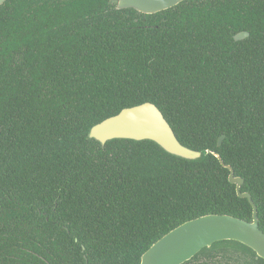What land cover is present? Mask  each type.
Segmentation results:
<instances>
[{
	"label": "trees",
	"instance_id": "obj_1",
	"mask_svg": "<svg viewBox=\"0 0 264 264\" xmlns=\"http://www.w3.org/2000/svg\"><path fill=\"white\" fill-rule=\"evenodd\" d=\"M240 31L249 36L235 41ZM145 101L207 153L88 136ZM213 152L243 178L264 232V0H183L154 14L115 0L0 6V264H139L187 220L251 221ZM217 244L231 247L183 264H264L239 242Z\"/></svg>",
	"mask_w": 264,
	"mask_h": 264
},
{
	"label": "water",
	"instance_id": "obj_2",
	"mask_svg": "<svg viewBox=\"0 0 264 264\" xmlns=\"http://www.w3.org/2000/svg\"><path fill=\"white\" fill-rule=\"evenodd\" d=\"M6 0H0V6ZM183 0H115L116 8H133L144 14H154L179 4ZM249 36L248 31H240L233 36L235 41ZM88 136L104 145L112 139L150 140L166 152L189 160L202 158L207 152L183 145L152 102L125 107L117 114L109 116L93 125ZM224 135L218 138L220 146ZM221 164L229 169L228 179L236 185L239 197L247 198L253 208L252 220L247 221L229 214H205L187 220L168 231L154 242L142 255L139 264H183L203 249H218L227 246L220 241H236L250 248L258 258L264 260V232L259 227L257 208L251 195L240 190L243 178L235 176L233 168L213 152ZM230 246V245H229Z\"/></svg>",
	"mask_w": 264,
	"mask_h": 264
},
{
	"label": "rangeland",
	"instance_id": "obj_3",
	"mask_svg": "<svg viewBox=\"0 0 264 264\" xmlns=\"http://www.w3.org/2000/svg\"><path fill=\"white\" fill-rule=\"evenodd\" d=\"M224 247H231V246L227 245V246H224ZM198 258H199V259H202V258H204V256L200 255ZM239 259H240V258H238V260H239Z\"/></svg>",
	"mask_w": 264,
	"mask_h": 264
}]
</instances>
